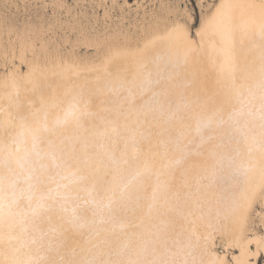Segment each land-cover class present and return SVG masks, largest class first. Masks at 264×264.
Returning a JSON list of instances; mask_svg holds the SVG:
<instances>
[{"label":"bare ground","instance_id":"6f19581e","mask_svg":"<svg viewBox=\"0 0 264 264\" xmlns=\"http://www.w3.org/2000/svg\"><path fill=\"white\" fill-rule=\"evenodd\" d=\"M19 78L0 91V264H259L264 0Z\"/></svg>","mask_w":264,"mask_h":264},{"label":"rangeland","instance_id":"374dc122","mask_svg":"<svg viewBox=\"0 0 264 264\" xmlns=\"http://www.w3.org/2000/svg\"><path fill=\"white\" fill-rule=\"evenodd\" d=\"M220 1L0 0V91L13 77L25 80L35 65L49 66L65 61L99 63L115 50L140 48L159 25L180 23L197 39ZM219 84L216 88L203 85L199 90L205 93L210 88L218 95L223 82ZM234 96L231 101H235ZM252 219V227L264 235L261 202L255 203ZM68 233L66 247L80 253L83 245L80 234ZM222 242L217 235L216 247L220 252L224 251ZM227 257L231 264L232 253ZM259 264H264V256L260 257Z\"/></svg>","mask_w":264,"mask_h":264},{"label":"snow or ice","instance_id":"6c2138e0","mask_svg":"<svg viewBox=\"0 0 264 264\" xmlns=\"http://www.w3.org/2000/svg\"><path fill=\"white\" fill-rule=\"evenodd\" d=\"M234 176H235V177H238V176H239V173H234Z\"/></svg>","mask_w":264,"mask_h":264}]
</instances>
